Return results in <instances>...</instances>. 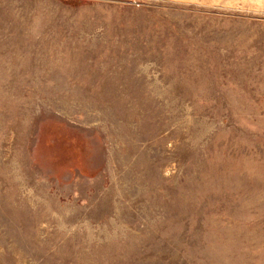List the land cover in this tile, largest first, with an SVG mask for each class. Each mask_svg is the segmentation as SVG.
I'll use <instances>...</instances> for the list:
<instances>
[{
  "label": "rangeland",
  "instance_id": "obj_1",
  "mask_svg": "<svg viewBox=\"0 0 264 264\" xmlns=\"http://www.w3.org/2000/svg\"><path fill=\"white\" fill-rule=\"evenodd\" d=\"M0 264H264V0H0Z\"/></svg>",
  "mask_w": 264,
  "mask_h": 264
}]
</instances>
